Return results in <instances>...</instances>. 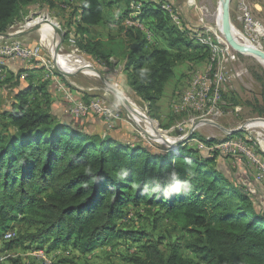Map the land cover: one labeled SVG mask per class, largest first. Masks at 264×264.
Segmentation results:
<instances>
[{"label":"trees","instance_id":"16d2710c","mask_svg":"<svg viewBox=\"0 0 264 264\" xmlns=\"http://www.w3.org/2000/svg\"><path fill=\"white\" fill-rule=\"evenodd\" d=\"M82 1L83 7L75 8L66 26V39L75 34L78 50L105 67L123 64L124 90L151 108L174 74L173 53L157 45L175 31H163L171 22L169 15L158 4L144 1L141 18L145 23L152 19L158 23L153 28L155 43L149 45L139 29L123 30L122 54L111 49L114 38L109 42L89 38L88 27L107 24L104 0ZM111 1L126 3L118 23L124 22L131 0ZM38 3L44 4L38 6L41 11L52 6V0H0V33L9 32L27 16L29 7ZM76 16L80 18L77 22ZM177 29L180 35L192 32ZM180 42L184 43L179 38L170 47ZM193 46L204 49L195 41L186 43L185 48ZM114 55L119 57L116 61ZM49 83L31 86L17 95V101L0 108V119L6 120L0 121L1 252L30 245L43 248L51 240L50 250L71 245L85 255L112 239L136 242L141 235L119 228L118 220L124 217L128 204H145L161 207L194 237L186 248L196 259L181 255L177 244L168 246L167 251L160 242H147L142 254L125 257L128 264H264V186L256 182L243 161L234 159L233 169V156L217 149L188 146L182 149L183 155L182 150L176 154L158 142H144L140 135L133 141L134 134L124 121L108 131V121L100 115L58 120L50 106L43 109L34 102L38 93L50 95ZM93 116L103 121V129L89 120ZM189 160L191 164L186 163ZM185 180L189 189L175 194L176 184ZM10 231L15 232V238L6 240Z\"/></svg>","mask_w":264,"mask_h":264},{"label":"rangeland","instance_id":"374dc122","mask_svg":"<svg viewBox=\"0 0 264 264\" xmlns=\"http://www.w3.org/2000/svg\"><path fill=\"white\" fill-rule=\"evenodd\" d=\"M58 1L59 4L54 5L52 10L57 15V18L63 19V24L66 27L68 21H70L74 6L78 2L82 3V0ZM174 2L181 11L179 12L182 25L179 27L173 21L167 22L168 24L163 31H175L167 33L169 39H166V41L162 40L159 43L160 40H157L159 47L166 48L173 53L172 72L174 74L164 86L162 97L149 108V103H141L137 101L134 95L125 91L124 87H121L119 80L115 82L107 80L112 89L116 90L124 98L134 102L139 107L141 114L145 115L151 122L136 114L128 113L116 94L108 89L106 83L97 74L86 72L77 61L72 59L67 68L68 70L58 63V60L51 55L55 48H57L59 55L76 53L84 55L80 52L74 53V47L71 46L70 39H65L63 36L61 41L54 28L50 29L46 36L42 32L43 28L33 31L36 33L33 38L39 41L38 45L41 46L42 52H48L47 55L50 56L54 65V72L69 76L71 82L73 81L90 90L91 99L93 97L94 99H99L118 111L123 121L129 126V132L134 134L131 136L132 140H137V135H140L144 139L143 141H147L149 144L156 143V141H159L158 139L175 142V140L191 135L185 143L181 141L178 146L171 148V151L178 154L188 146L195 148L202 144L206 147L209 141H213L216 145L217 143H223L230 139L236 140V138L241 137L252 140L254 150L251 149V151L259 153L264 158V65L255 57L243 55L227 44L220 30V21L218 19L220 17V0H175ZM242 3H245L253 10V19L262 27L263 35L258 32H247L245 30L244 11L240 9ZM38 6L42 7L44 4L31 5L28 14H26L27 16L23 20L16 22L10 31L4 34L8 35L16 31H22L27 29L26 26L29 25L44 26V18L39 14ZM231 10L232 25L236 36L241 41L248 44L255 43L257 47L264 50V0H233ZM104 12L107 13L108 10L106 9ZM41 13L47 15L44 11H41ZM157 24L156 19L143 24L141 28L134 25L129 26L125 22L117 23L113 26L114 28L109 24V26L97 28L98 32L95 31V33L104 37L101 34L103 33L107 37L110 36L111 32H115L116 35L114 37L117 38H114L115 41L111 42L110 47L112 50H121L122 53L125 48L123 44V39L125 38L122 36L125 37L126 34L123 30L139 29L147 37H152L151 40L149 39V45H152L155 43L154 40H156L153 28ZM201 27L212 32L209 35L212 38L213 45L218 46V52L214 51L210 46L204 47L203 50H199L200 48H195V46H193L195 49L185 48L186 43L194 41V36L193 32L188 34L184 30H194ZM177 28L185 32L186 36L180 35V31ZM179 38L184 43L180 42L178 45L170 47ZM3 40L8 42L22 41V37ZM219 41L221 42L219 43ZM110 47H105V49L109 50ZM102 53L105 54L103 51ZM179 56L183 58L180 59L181 57ZM112 58L116 61L119 57L114 55ZM84 62L85 68L88 67L89 70L93 68L105 77V74L94 63L85 60ZM149 67V65L145 67V70ZM85 74L91 78L93 77V80H82L80 76ZM204 84L209 88L210 93L206 95L203 102ZM86 85L93 86L92 88H87ZM65 86L71 88L67 82H65ZM55 89L58 91V85H55ZM61 91H64V89H59V92ZM37 96L38 98L34 102L40 104L43 109H48L52 97L45 95L44 92L38 93ZM188 97L192 98L196 103L194 106H191L188 102L184 105ZM0 108L2 109V107ZM56 118L60 120L58 117ZM0 121L6 122V120L2 119ZM250 124L252 125L250 126ZM244 125H247V127L243 128L241 132L236 135H230ZM12 131L15 132L16 128L13 127ZM158 135L161 138H157ZM182 153L183 155L185 154L183 150ZM231 156H233L230 159L231 166L234 167L236 165L235 160H240L241 157ZM245 160L242 159L240 161H243L248 166L249 171L255 176L254 169ZM125 211L124 217L118 220L119 228L139 233L141 237H137L136 242L124 238L112 239L106 244L98 245L94 251L80 255L77 251L75 252L71 245L59 246L56 250H50L49 246L52 243L50 240L43 244V248H35L30 245L3 252L6 257L3 264H69L67 261H74L76 264H128L125 261V257L135 253L142 254V247L147 242H160L162 249L167 251L168 246L177 244L180 246L179 252L181 255L185 258L196 259V255L186 248L187 243L192 241L194 237L186 233L173 217L166 215L165 210L161 207H149L145 204L134 207L128 204ZM22 229L25 230L24 227ZM37 251H42L45 254L43 255L44 258L35 256Z\"/></svg>","mask_w":264,"mask_h":264},{"label":"built area","instance_id":"2783aa9c","mask_svg":"<svg viewBox=\"0 0 264 264\" xmlns=\"http://www.w3.org/2000/svg\"><path fill=\"white\" fill-rule=\"evenodd\" d=\"M155 3L160 6V8L165 11L171 21L175 22L179 27H181V14L179 11H175L172 6H170L166 1L164 0H131L129 5L130 14L126 18L125 23L129 26L134 25L138 28L143 27V24H145V21L141 18L142 10L144 7V3ZM240 9L244 11V28L247 32H254L259 33L260 35H263V29L260 26L258 22H256L253 19V10L248 7L245 3H242L240 5ZM43 18L49 19L47 16L42 15ZM194 41L197 44H200L203 47L210 46L214 51L218 52V46L213 45L212 38L209 35L212 33L210 30L206 28H197L192 30ZM148 39H152L151 36L148 37ZM71 46L77 49V37L75 34L71 33L70 37ZM221 41H219L220 43ZM229 47V46H228ZM230 48V47H229ZM12 60V61H21L23 63H34L36 65H44V68L46 69L45 79L47 81H52L56 76L54 72V65L52 61H45L44 56L42 55V48L39 45H35L34 47H27L25 43L21 40L17 41H4L2 38L0 39V68L3 69V61L1 60ZM58 89H63L61 84H57ZM62 93L65 97L66 101V107L64 110V115L69 117L70 119H84L95 115H100L105 117V119L108 121V128L112 129L116 126V124L120 121H123L121 115L118 113V111L114 108L109 106L107 103L105 104L103 101L99 99H93L90 102H85L81 99L75 98L74 95H71L69 92L63 91ZM203 102L206 98V95H208L209 88L204 84L203 88ZM190 103L191 106H194L196 103L193 101L192 98L188 97V99L184 102ZM108 105V106H107ZM199 148L202 150H209V151H215L220 150L222 152H225L229 155H234L235 157H241L240 160L246 159L249 163V166H251L254 169V175L255 180L260 185L264 186V158L259 154L255 153L254 150V143L252 140H247L245 138H236L230 139L228 141H225L223 143H217L216 145H212L210 147H205L204 145L200 144ZM245 160V161H246ZM15 238L14 232H8L5 235L6 240H12ZM43 257L42 251H37L35 253V256ZM8 257V255H6ZM5 255H3V252L0 251V264H3L5 261ZM44 258V257H43ZM47 262V261H46Z\"/></svg>","mask_w":264,"mask_h":264},{"label":"crops","instance_id":"0c3cea01","mask_svg":"<svg viewBox=\"0 0 264 264\" xmlns=\"http://www.w3.org/2000/svg\"><path fill=\"white\" fill-rule=\"evenodd\" d=\"M166 1L170 6H172V8L175 11H180L179 8L176 6V4H174L175 0H164ZM104 10H108V12H104L105 13V21L107 22V24L105 25H99V26H91L88 27L89 29V36L90 39H95V40H102L104 42H109L112 38H117L114 37V35H116V33L111 32L110 36L105 37V35L101 32L104 37H101L100 34L95 33L98 32L97 28L101 27V26H115L119 20L121 15H123L125 13V8L126 3L121 1V2H114L112 3L111 0H104ZM58 5L59 1L58 0H52V6H50V10L44 11L47 13L46 14H42L41 10L39 11V14L41 15H46L49 19L54 20L58 26L60 27V29L62 30V33L64 34V38H67V34L66 31H68V28L65 27V25L63 24V19L62 18H57V15L55 14V12L52 10L54 5ZM62 4H64L62 2ZM181 6V5H180ZM82 8L83 7V1L82 3H77L76 6H74L72 12H71V16L72 17V13L75 11V8ZM183 10V9H182ZM181 12V11H180ZM79 17L76 16L74 18V21L77 22L79 21ZM69 22V21H68ZM125 22V21H124ZM122 21V23H124ZM172 22V21H171ZM63 26V27H62ZM114 28V27H113ZM188 28V26H187ZM50 29H53L51 25L45 24L43 27V34L46 36V33L50 31ZM45 32V33H44ZM35 32H30L29 34H27L26 36L22 37V41L25 43V45L27 47H34L35 45H38L39 41L36 40L35 38H33L35 36ZM123 38H125L124 36H122ZM126 39V38H125ZM124 40V39H123ZM78 49V48H77ZM74 53L76 52H80L84 55H79L78 53L76 54H71V55H64L65 56V60L64 59H59L58 63L62 64L66 70H68L67 68L69 67V63L73 61H77L80 64L81 68H84L86 70V72H90L89 68H85V61H88L90 63H94L96 65V67L104 72V74H106L109 79H107L108 81H112L115 82L116 80H119L121 87H123V81L125 80V75L122 72V65L123 64H118L115 63V65L112 66V68L109 67H105L104 64H102L99 60H97L94 56H90L88 54L83 53L80 50H76V48H74ZM47 51H43L42 55L45 58V61L48 60L50 61V56L47 55ZM3 61V69L0 68V107L2 108H6L8 106V104H11V102H15L17 101V95H19L20 93H24L28 90H30L31 86H38V84H41L43 82H47V80L45 79V73H46V69L44 68V65H36L34 63L28 64V63H23L21 61H12V60H1ZM57 63V64H58ZM55 74V78L52 81H49L50 83V96L52 97L51 99V103H50V110H51V114H53L54 116L58 117L60 120H69L70 118L64 115V110L66 107V101H65V97L62 93H64L63 91L59 92L55 89V85H57L58 83L62 85V88L64 89V91H68L71 95H74L75 98L77 99H81L85 102H90L94 99V97L91 99V96L89 95L90 90L89 89H85L84 87L76 84L75 82H71L70 77L65 75V74H58V73H54ZM82 78V80L84 81H92L93 77L91 78L88 75H82L80 76ZM106 78V76H105ZM67 82V84L71 87L68 88L67 86H65V82ZM63 82V83H62ZM118 82V83H119ZM87 88L90 87L92 88L93 85H86ZM34 92H32L29 96V98H32ZM129 103L131 105L132 108V112H136L138 116L140 117H144L141 116L140 114H138L139 112L141 113L139 107L132 102L131 100H129ZM145 119V118H144ZM89 120H91V122H94L95 125L101 129H103L104 127V123L102 120L95 118V116L91 117ZM148 120V119H145ZM128 126V125H127ZM114 128L109 129L107 128L108 131H112ZM129 129V126H128ZM130 131V129H129ZM157 138H161L159 135ZM135 140V139H134ZM133 140V141H134ZM159 141H161L160 139H158ZM172 142V141H170ZM236 166H231V168L235 169Z\"/></svg>","mask_w":264,"mask_h":264},{"label":"water","instance_id":"95a60500","mask_svg":"<svg viewBox=\"0 0 264 264\" xmlns=\"http://www.w3.org/2000/svg\"><path fill=\"white\" fill-rule=\"evenodd\" d=\"M232 2L233 0H220V30L222 32V35L224 37V39L226 40L227 44L233 49L238 51L239 53L243 54V55H247L250 57H255L256 59H258L263 65H264V50H262V48H259L257 46H250V45H246L245 43H243L235 34L234 30H233V25H232ZM43 22H45V24L51 25L52 28L55 29L56 34L58 35V38L61 39V41L63 40V36L64 34L61 32L60 27L58 26V24L51 20V19H47L44 18ZM44 24V25H45ZM44 26H26L27 29H23L22 31H16L14 33H10V34H2L0 33V38L3 39H10V38H19V37H24L27 34H29L32 31H36V30H41ZM57 48H55V50L53 52H51V55L54 56L57 60H61V59H66L64 55H59L57 53ZM90 72L97 74L101 80L106 83V86L108 87V89L116 94L117 98L121 101V104H123L124 108L127 110L128 113L131 114H137L136 112H132V108L131 105L129 103V100L127 98H124L120 93H118L116 90L112 89L110 87V85L108 84L107 79L97 70L95 69H91L90 68ZM141 116H144L143 118L148 119L145 115L141 114L140 112L138 113ZM149 122H151V120L148 119ZM247 127V125H244L243 127L237 129L236 131L232 132L230 135H236L237 133L241 132L243 128ZM191 135L179 139V140H175V142H168V141H156L158 143H161L167 147H169L170 149L172 147L178 146L181 141H183L184 143L186 142V140H189V137ZM154 141V142H155Z\"/></svg>","mask_w":264,"mask_h":264},{"label":"clouds","instance_id":"9594fccd","mask_svg":"<svg viewBox=\"0 0 264 264\" xmlns=\"http://www.w3.org/2000/svg\"><path fill=\"white\" fill-rule=\"evenodd\" d=\"M186 163L191 164V161H190V160H189V161H186ZM189 187H190V184H189V181H187V180H185V181H183V182H178V183L176 184L175 188L173 189V192H174L175 194H179V193H181L182 191H186V190H188Z\"/></svg>","mask_w":264,"mask_h":264},{"label":"bare ground","instance_id":"6f19581e","mask_svg":"<svg viewBox=\"0 0 264 264\" xmlns=\"http://www.w3.org/2000/svg\"><path fill=\"white\" fill-rule=\"evenodd\" d=\"M219 13H220V11H219ZM219 19V21H220V19H221V16L218 18ZM249 41V40H248ZM243 42V41H242ZM250 42V41H249ZM243 43H245V42H243ZM251 43V42H250ZM246 45H250V46H252V47H254V46H256L255 45V43L253 44V43H251V44H248V43H245ZM252 124H250V126H251ZM249 126V127H250Z\"/></svg>","mask_w":264,"mask_h":264}]
</instances>
